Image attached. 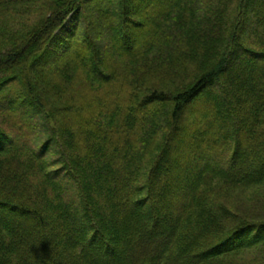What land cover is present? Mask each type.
I'll list each match as a JSON object with an SVG mask.
<instances>
[{"label": "trees", "instance_id": "obj_1", "mask_svg": "<svg viewBox=\"0 0 264 264\" xmlns=\"http://www.w3.org/2000/svg\"><path fill=\"white\" fill-rule=\"evenodd\" d=\"M263 204L264 0H0V264H264Z\"/></svg>", "mask_w": 264, "mask_h": 264}, {"label": "rangeland", "instance_id": "obj_2", "mask_svg": "<svg viewBox=\"0 0 264 264\" xmlns=\"http://www.w3.org/2000/svg\"><path fill=\"white\" fill-rule=\"evenodd\" d=\"M254 28V27H253ZM256 30V29H255ZM144 39H140L139 40V43H138V46H141V44L144 43ZM106 54V50H105V53ZM110 60V59H109ZM235 64V62L233 63V65ZM256 64H260V62H256ZM262 66V65H261ZM260 66V67H261ZM232 101V100H231ZM104 113V112H103ZM35 121L37 122L38 121V118L36 117L35 118ZM228 126L231 128V125L228 121H226ZM40 123L42 124L43 122L40 121ZM75 127L77 130H80V131H84V130H92L94 129L93 126H89L87 124H82L80 123L79 121L75 123ZM94 132V130H93ZM101 162H103L102 160H99V161H94L93 162V169H90L88 170V175H89V181L95 185V179H96V176H97V171H98V168L99 166L101 165ZM117 181H115L114 183H116ZM113 183H109L108 185H111ZM106 184H104L102 181L100 182L99 186L102 187L104 190V188H106V186H108ZM65 187H66V190L63 192V194L61 195V197L59 198V203L63 206H65V204H72V209L73 210H78L79 206H80V203H81V200L79 198V196L77 195L76 191H75V188H74V185L72 183V181L70 180H66L65 182ZM95 188V187H94ZM95 195V193H94ZM96 201H98L101 206L103 205V208H104V212H108V207H104V203L102 202V198L96 196ZM264 206V204H263ZM50 212V211H49ZM51 215H52V212H50ZM11 226L14 227V229L17 231V232H20V231H23L25 228L27 229V225H26V222L21 219V216H18V215H14V217H11L10 218V223H9ZM32 227V225H29V227ZM55 229V219H54V216L52 217L51 221H50V225L47 227V232H50L52 230Z\"/></svg>", "mask_w": 264, "mask_h": 264}]
</instances>
